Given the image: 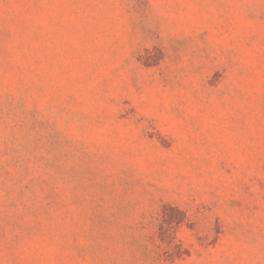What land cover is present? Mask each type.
<instances>
[{
	"label": "rangeland",
	"instance_id": "obj_1",
	"mask_svg": "<svg viewBox=\"0 0 264 264\" xmlns=\"http://www.w3.org/2000/svg\"><path fill=\"white\" fill-rule=\"evenodd\" d=\"M0 264H264V0H0Z\"/></svg>",
	"mask_w": 264,
	"mask_h": 264
}]
</instances>
